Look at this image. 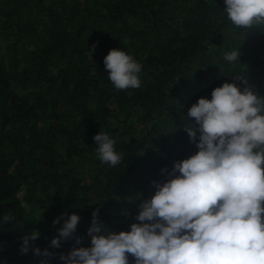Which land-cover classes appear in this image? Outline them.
I'll use <instances>...</instances> for the list:
<instances>
[{
    "label": "trees",
    "instance_id": "1",
    "mask_svg": "<svg viewBox=\"0 0 264 264\" xmlns=\"http://www.w3.org/2000/svg\"><path fill=\"white\" fill-rule=\"evenodd\" d=\"M225 7V0H0V220L8 211L15 217L0 223V264L45 258L20 252L32 230L40 233L34 246L54 254L49 264H63L61 253L91 246L97 209L110 231H130L154 195L152 182L164 180L161 170L198 151L184 131L191 106L226 82L264 96V25L237 27ZM112 49L142 64L140 88H114L104 65ZM233 50L241 53L235 64L224 60ZM100 131L123 153L116 166L97 158ZM72 214L81 218L74 234L81 244L50 247L64 222L53 221Z\"/></svg>",
    "mask_w": 264,
    "mask_h": 264
},
{
    "label": "clouds",
    "instance_id": "2",
    "mask_svg": "<svg viewBox=\"0 0 264 264\" xmlns=\"http://www.w3.org/2000/svg\"><path fill=\"white\" fill-rule=\"evenodd\" d=\"M225 4L233 25H264V0ZM240 55L239 50L226 52L224 60L235 64ZM104 65L115 89L141 87L142 64L125 51L110 50ZM211 97L199 98L187 111L192 124H185L184 131L198 151L174 162L171 171L161 170L165 178L152 182L154 195L139 205L138 222L117 234L99 220L97 209L87 230L91 246L61 253L63 264H129L127 254L135 264H264V96L226 82ZM94 141L102 163L122 161L117 140L108 133L100 131ZM80 219L76 214L57 217L54 226L64 222L50 247L59 249L69 239L80 245L81 238L74 236ZM14 220L8 211L0 223ZM39 237L36 230L25 233L20 252L32 250L45 257L38 264H49L54 254L34 246Z\"/></svg>",
    "mask_w": 264,
    "mask_h": 264
},
{
    "label": "rangeland",
    "instance_id": "3",
    "mask_svg": "<svg viewBox=\"0 0 264 264\" xmlns=\"http://www.w3.org/2000/svg\"><path fill=\"white\" fill-rule=\"evenodd\" d=\"M141 124L138 126L137 124H136V130H137V133H139V131L141 130Z\"/></svg>",
    "mask_w": 264,
    "mask_h": 264
}]
</instances>
